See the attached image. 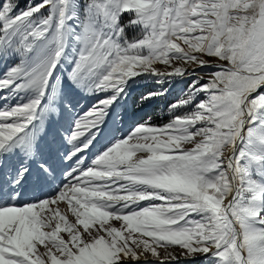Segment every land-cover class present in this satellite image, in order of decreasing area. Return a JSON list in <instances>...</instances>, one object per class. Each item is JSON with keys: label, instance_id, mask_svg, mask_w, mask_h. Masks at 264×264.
Returning <instances> with one entry per match:
<instances>
[{"label": "snow or ice", "instance_id": "snow-or-ice-1", "mask_svg": "<svg viewBox=\"0 0 264 264\" xmlns=\"http://www.w3.org/2000/svg\"><path fill=\"white\" fill-rule=\"evenodd\" d=\"M0 264H264V0H0Z\"/></svg>", "mask_w": 264, "mask_h": 264}, {"label": "rangeland", "instance_id": "rangeland-1", "mask_svg": "<svg viewBox=\"0 0 264 264\" xmlns=\"http://www.w3.org/2000/svg\"><path fill=\"white\" fill-rule=\"evenodd\" d=\"M157 87L158 86L151 81L140 80L137 82L131 90L129 98L126 102L129 121L151 119L153 123H162L167 120V106L173 99L176 98L179 89L183 87V85L177 84L165 96L157 97L143 104L139 102V97L142 93H146L150 90H156Z\"/></svg>", "mask_w": 264, "mask_h": 264}]
</instances>
